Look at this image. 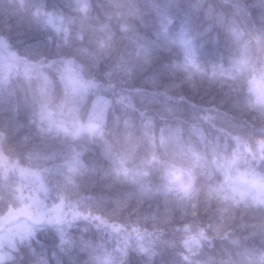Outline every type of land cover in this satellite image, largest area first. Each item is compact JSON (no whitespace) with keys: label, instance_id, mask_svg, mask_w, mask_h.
<instances>
[{"label":"clouds","instance_id":"obj_1","mask_svg":"<svg viewBox=\"0 0 264 264\" xmlns=\"http://www.w3.org/2000/svg\"><path fill=\"white\" fill-rule=\"evenodd\" d=\"M0 264H264V0H0Z\"/></svg>","mask_w":264,"mask_h":264}]
</instances>
